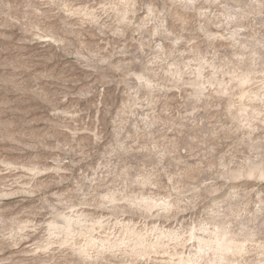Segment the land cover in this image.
Returning a JSON list of instances; mask_svg holds the SVG:
<instances>
[{"label": "rangeland", "instance_id": "obj_1", "mask_svg": "<svg viewBox=\"0 0 264 264\" xmlns=\"http://www.w3.org/2000/svg\"><path fill=\"white\" fill-rule=\"evenodd\" d=\"M0 264H264V0H0Z\"/></svg>", "mask_w": 264, "mask_h": 264}]
</instances>
